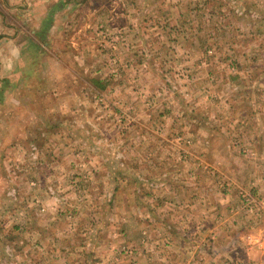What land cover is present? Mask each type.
Here are the masks:
<instances>
[{
  "label": "rangeland",
  "instance_id": "rangeland-1",
  "mask_svg": "<svg viewBox=\"0 0 264 264\" xmlns=\"http://www.w3.org/2000/svg\"><path fill=\"white\" fill-rule=\"evenodd\" d=\"M170 1L169 4H161L162 8L153 5L155 13H161L164 8L167 9V11L159 14L157 18L150 14L153 11L150 12V9H147L146 20L155 21L154 26H158V30L163 28L165 36L163 38L164 40L166 38V43H170L168 45L171 46L178 40V34L180 37H185L184 42H187V40L194 41L198 35H205L204 43L206 45L202 53L204 63L200 62V64L205 67L218 66L224 69H217V72L214 71V73L211 71L206 77L204 69H196L195 66L187 69L174 67L175 69H168V71L167 69H161L163 73H166L171 78L174 92L170 89L166 90L165 80L158 82L154 80L156 82L147 83L146 78V85H143L139 82L140 79L137 80V67L133 66L130 69L118 60L115 62L116 56L119 57L115 50L119 46L136 49L131 54H122L123 58L133 55L137 58V35H126L123 30L121 32H112L103 26V29L101 26H97V30H103L102 32L99 30V34L107 39L110 43V48L115 51H96V49L100 50V46L96 47L98 41L96 36H93L92 45L94 49L89 55H91L92 60L96 59L97 62L99 61L97 65L101 67L100 75H102L103 79L106 75H111L110 77L108 76L106 87L90 83L88 73L91 72V69L89 67L86 72L85 68H73L74 66L71 65L65 69L70 74L63 79L61 78L60 82L57 83L58 85L49 86L47 83L42 85L43 98H31L24 105H19L18 101L10 100L11 103L17 106L15 110L24 109L25 106H28L34 111L33 114H38V112L45 113V115H40L44 117V122L39 116H27L24 114L22 117L19 116V120L24 125H29L35 130L55 128L56 141L59 139L60 142L53 149L51 145L50 147L48 146L49 141L46 142L45 138L38 136L39 134L31 136L24 147L25 155L28 157V163L31 168L29 164L21 163L17 165L13 163V170L18 174L23 172L25 175L28 174L30 178L32 177L30 184L36 190L43 189L46 186L49 190L51 188L52 190L61 191V196L71 194L65 199L63 198L64 196L61 198L63 203L57 211L61 212L55 218L56 220L59 219L60 223L56 226L51 225L40 229V233L43 236H47L49 241H56L55 246H53L56 252L50 251L49 246L46 247L44 252H40L42 251H39L41 248L40 242L37 245L34 244L33 251L30 254L31 264H102L101 259L106 260L107 255H109L108 262L111 261V256L113 264H116V262H118L117 264L125 263L123 259L127 257V254L133 255V253L132 248L128 244H119L117 240L119 231L116 225L119 224V218L122 219V216L125 220H122L124 222H121V224L135 225L138 218L146 224L141 229H138L140 234L137 240L141 243L147 241L148 237H155L154 235L166 236L162 232V230L165 231V228L163 229L158 222V220L168 218L166 210L164 211L165 208H163L165 199L162 201L163 205L161 204L160 206V213H157L158 210H156L157 212H150L154 207L150 206L153 205L154 199H151L147 193H151L152 188H166V183L159 179V174L168 172L171 165L172 167L178 165L184 168L185 171L192 170L189 168L192 166V164L190 165L191 157H193V153L197 154L199 150L195 152V150L191 149L193 140L187 139V137H190L187 136L190 133L185 131L190 129V125L184 128L185 131H181L180 138L177 139L179 141L177 149L172 148L170 140L176 141L175 137L179 132L161 130L163 120L158 115L167 111L172 113L173 111L175 118L172 121L174 126H176L175 128L179 129V125L186 122V118L184 119L185 121H182L183 111L191 113V111L199 110L200 108L202 111L200 102L197 104L193 102L194 91H197L196 94H198L195 99L200 98L201 103H203V100H208V95L213 93L216 81L218 88L221 87L223 90L225 87L220 84V80L216 79H221L223 82V79L226 81L228 72L244 70V75L247 76L243 77L245 81L243 85H246L247 91H243L242 88L237 91V93L241 94V100L235 101L234 106L239 107L240 111L242 109L243 113L246 108L256 113L254 116L262 124L264 131V99L261 100L258 95L264 89L262 88L264 86V0ZM162 2L166 1L163 0ZM108 6L114 5L109 4ZM118 7H125L131 12V20L127 27H132L133 29L135 27L133 23L137 24L132 19V17L136 16L137 4H119ZM171 9L177 12V16H171ZM165 30L169 31L168 33L172 32V34L166 35ZM135 31H137L136 27ZM182 31H185V35ZM100 35L97 36L101 38ZM53 40L55 44L60 45V38L54 37ZM89 40L92 42V38ZM151 42H154L153 36H146L144 45ZM208 49H211V51L209 52ZM208 56L212 58L211 61L207 60ZM220 58H223V61L216 62L213 60ZM251 58L254 61L253 64L257 66L256 68H239L245 59ZM65 59L67 58H63V61H66ZM244 63L248 64V62ZM156 71L161 73L159 70ZM47 72L50 73L48 70ZM201 74L203 75L201 76ZM97 77L101 76L98 75ZM166 81L168 82L169 80ZM186 86L190 88L189 95L185 94L183 87ZM53 88H56L55 91H59V89L62 91V96L57 97V94L55 95V98L59 99H53L54 94H51ZM156 89L172 93L174 100L169 99L166 93H161L160 95L165 98L156 99L151 95ZM183 91L184 95H182ZM38 95L42 97V94ZM68 95H71V98ZM252 98L253 100H251ZM60 99L63 109L53 110L55 107L54 103H57V100ZM247 99H249L248 103ZM172 101L173 103H171ZM205 102L209 103L210 101ZM233 109L234 116L232 115L231 121L226 117L224 121L219 122L217 120L216 127H211L216 130L215 135L222 139L224 138V141L229 139V143L238 145L237 158L230 161V163L227 161V166H223V169L230 173H235L233 169H238L239 172L236 171L234 175L240 179L237 180L238 186L233 187L232 183L234 182L228 179L226 182L229 185L224 183L223 190L230 194L234 193L235 197L226 200L225 208H228L227 214L219 215L222 219H226L223 222L226 223L223 225L225 229L223 228L221 231L223 234L220 240L222 243L220 244L221 247L218 250V245L213 242L215 238L212 235L208 236V233H213L211 231L212 227L202 228L195 225V229L190 231L188 237L191 239L190 245L193 247L194 257L196 258L198 255L206 253L212 263L213 256L219 252L221 253V250L226 249L227 243L233 240L235 231L242 229V233H237L238 240L234 238L235 242L232 250L236 254H232L231 260L233 261H231V264H264L262 257V254H264V189L262 191L259 190L260 192L253 190L252 179L246 180L245 178L247 177L243 178L246 173L249 174L253 171V175L264 182V153L261 154L256 151L255 147L251 148V143L246 142L247 140L250 141L248 138L243 140L241 135L238 136L237 132L228 131L231 128L235 131V122L233 120L236 121L238 119L235 116L237 108L234 107ZM243 115L245 116V114ZM45 118H48V120L45 121ZM57 125H61L62 129L59 130ZM178 149L181 152L179 153V150L177 157L171 159L169 152L172 154ZM16 152L18 155L21 150ZM91 155L93 156L91 157ZM211 156L215 157L214 155ZM103 158L104 160H102ZM25 161H27V158H25ZM234 161H236L235 164H231ZM194 167L198 169L200 166L195 163ZM201 168L203 174L205 172L208 173L206 176L209 180L214 179L213 175L215 172L220 173L218 169L213 167L209 169ZM118 170L121 172L120 183H123L119 186L120 198L125 200L124 203L121 202L123 209L121 212L115 207L118 197L113 196V189L119 183L108 178L109 174L112 176V173ZM6 172L12 175L8 170H5ZM242 172L245 173L240 174ZM192 177L195 180L197 179L194 175ZM42 179H47L46 185ZM5 186L10 189L13 187V183L7 182ZM74 187L79 189L80 192L76 193L73 190ZM122 187L127 188L122 189ZM242 190L252 193L253 202L250 206L241 196L240 192ZM131 191H136V194L134 193L135 196ZM137 193L139 194L138 197ZM196 194L197 192H194L192 197L198 196ZM9 201L19 208H21V205H29L26 199L21 201L18 197L9 196ZM33 201L39 206L42 205V201L38 197L31 199V202ZM136 201L137 207H141L139 215H137V212L134 213L133 210H131L132 212L129 211L130 205L136 209L134 205ZM49 204L53 205V202ZM206 204L210 208L209 204H213V202L207 201ZM30 205L34 206L33 203ZM50 215H54V213H50ZM157 216H159L158 219H156ZM228 216L230 217L229 219H227ZM203 219L205 220L204 216ZM151 221L154 225H148ZM211 221L212 215L208 213L205 224L208 225ZM226 221L231 222L233 227L229 228ZM163 226L166 227L165 224ZM1 228L6 229L5 225L0 224V230H2ZM18 230L22 229L19 228ZM203 230H206L207 233H202ZM239 234L241 235L240 238ZM245 234H251L252 237L246 247L257 242L259 249L263 251L262 253L259 250L253 253L243 250L241 242L247 239ZM199 235L205 237L203 240L205 244L199 245V241H197ZM29 236L34 238L33 235ZM120 237L122 236L120 235ZM122 239L126 240V238ZM116 240L118 241L117 246L111 247L110 244L115 243ZM160 240L158 247L160 249L157 251L162 250L165 246L164 241L166 239L161 236ZM148 246L144 245L141 249H148ZM5 247L4 256L14 260L15 264H19L22 254L11 258L12 255L10 254L14 251L8 245H5ZM16 252L19 253V250ZM249 254H252V256L250 257ZM127 259L129 262L133 258L128 256ZM155 262L152 264H165L161 260H155ZM0 263L9 264L10 261L1 257ZM198 263L195 259V264Z\"/></svg>",
  "mask_w": 264,
  "mask_h": 264
},
{
  "label": "crops",
  "instance_id": "crops-1",
  "mask_svg": "<svg viewBox=\"0 0 264 264\" xmlns=\"http://www.w3.org/2000/svg\"><path fill=\"white\" fill-rule=\"evenodd\" d=\"M162 1L163 0H0V217L2 219L0 224L6 227V229L1 228L2 230H0V258L3 257L7 261H10L9 264H15V261L4 256L5 245L10 246L14 251L10 254L12 255L11 258L22 254L19 264H31L32 260L30 254L33 251L34 244L37 245L39 242L41 244L39 251L42 250L40 252H44L47 246L50 247V251L56 252V249H53L56 241H49L47 236H43L40 233V229L51 225L56 226L60 223V220H56L55 218L57 214L61 212H57L59 206L61 208V204L63 203V199L61 198L64 196L63 198L65 199L67 196L71 195L61 196V191H56V189L52 190L51 188L49 190L46 186L43 189L36 190L31 187L30 184V179H32V177L30 178L28 174L25 175L23 172H19L18 174L13 170V163L17 165L21 163L29 164L24 147L31 136L39 134L38 136L45 138L46 142L49 141L48 146L50 147L51 145L53 149H55L60 142L59 139L56 141L55 128L35 130L29 125H24L23 122L19 120V116L22 117L24 114L27 116H39L44 122V117L40 115H45V113L38 112V114H33L34 111L28 106H25L24 109L19 108L15 110L17 106L11 103L10 100L18 101L19 105H24L31 100V98H43L44 92L42 90V85L46 83L49 86L58 85L57 83L60 82L61 78L63 79L70 74L65 69L69 68L71 65L74 66L73 68H85L86 72L89 67L91 69V72L88 73L90 76V83L93 85H100V87H106L108 76L110 77L111 75L107 73L108 75L103 79L102 75H100L101 67L97 65L99 61L97 62L96 59L92 60L91 55H89L94 49L92 45L93 36H96L98 41L96 47L100 46V50L96 49V51H112L110 43L99 34L100 29L97 30V26H101L102 29L104 27L112 32H121V30H123L126 35H137V58L134 55L123 58L121 56L122 54H131V52L136 49L119 46L115 50L119 54V57L116 56L115 62L118 60L130 69L133 66L137 67V80L142 79L141 81L139 80V82L143 85L146 82V78L147 83L165 80L167 85L166 90L170 89L174 92L171 83L172 80H170L171 78H169L166 73H163L161 69H167L168 71V69H187L195 66L196 69L203 68L206 77L210 74L209 72L212 71L214 73V71L217 72V69L223 68L218 66L205 67L200 64V62L204 63L202 53L206 45V43H204L206 38L205 35H198L194 41L187 40V42H184L185 37H180L178 34V40L175 44L171 46L168 45L170 43H166V38L165 40L163 38L165 37L163 28L162 30H158V26H154L155 21H151V19L146 20L148 14L147 9H150V12H152L153 5L162 8L161 4H169L171 2L170 0H165L166 2ZM126 3L137 4L136 16L132 17L134 22H137V24L133 23L137 31H135V27L133 29L132 27H127L131 20V12L125 9V7H118L119 4L124 5ZM109 4L114 6L109 7ZM163 11L165 12L167 9L164 8L161 13H163ZM170 12L171 16H177V12L173 11V9H171ZM161 13H155L153 11V13L150 14L157 18ZM146 24L148 25L146 26ZM102 31L103 30H100V32ZM165 31L168 36L172 34V32L168 33L169 31ZM182 33L185 35V31H182ZM97 35H100L101 38ZM146 36H153L154 42L144 45ZM54 37L61 39L60 45L55 44L53 40ZM90 38H92V42H90ZM89 46H91V48H89ZM209 57L210 56H208L207 60L211 61L212 58ZM63 58H67L65 59L66 61H63ZM213 60L218 62L223 61V58ZM240 62L242 61L240 60ZM244 62H248V64ZM253 63L254 61H252V58L245 59L239 68L254 69L257 66ZM47 70L50 73H48ZM156 70H159L161 73H158ZM98 75L101 77H97ZM202 75L203 74H201V76ZM245 76L247 75H244V70H239L238 72H228L226 81L223 79L222 82L221 79H216L220 80V84L225 87L223 90L221 87L218 88V83L216 81V87L213 93L208 95L209 99L203 100V103H205L204 105H202L203 103H201L200 98L195 99L198 94H196L197 91H194L195 95L193 96V102L195 104L200 102L202 111L200 107L199 110H193L191 113L183 111L182 121H185L184 119L186 118V122L181 123L182 125H179V129L175 128L176 126H174L172 121L175 118L173 111L172 113H170L171 111H167L158 115L163 120L161 123V130L164 129L166 132H179V134H176V141L170 140L172 148L177 149L179 146V141H177V139L180 138L179 135L181 131H185L184 128L190 125V129L185 131L186 133H190L187 135L190 136L187 137V139L193 140V147H191V149L195 150V152L196 150L199 151L197 154L193 153V157H191L190 165L192 164V166L189 168L192 170L185 171L184 168L178 165L173 167L171 165L168 172L159 174V179L165 181L166 188H152L150 191L151 193H147L151 199H154L153 205H150L154 207L150 212H157L156 210H158L157 213H160V206L165 199V204L162 205L163 208H165L164 211L166 210L165 212L168 218L165 220H158V222L163 229L165 228V231L162 230V232L165 233L166 236L160 234L154 235L155 237H148L149 239L147 241L141 243L137 240L140 234L138 229H141L146 224L139 218L137 219V223L135 222V225L131 226L128 223L121 224V222H124L122 220H125V218L123 216L122 219L119 218L118 222L120 225H116L119 231L117 240L119 244H128L132 248L133 255L136 254L135 256L127 254V257L123 259L125 262L123 264H152L155 260L164 261L165 264H195V259L199 262L198 264H231V261H233L231 260L232 254H236L232 250V246L235 242L234 238L237 239V233H242V229H237V231H235L233 240L227 243L226 249L221 250V253L219 252L213 256L212 263L210 262V257H208L206 253H204V255H198L196 258L194 257L193 247L190 245L191 239L188 237V234H190L192 229H195V225L197 227L201 226L202 228L212 227L213 229L211 231L213 233H208V236L210 237V235H212L215 238L213 242L215 245H218L219 250L221 247L220 244H222L220 240L223 235L221 231L224 228L223 225L226 224L223 223L226 219H222L219 215L227 214L228 208H225L226 200L235 197L234 193L230 194L223 190L225 186L224 183L229 185L226 181L227 179L231 180L234 182L232 183L234 187L238 186L237 180L240 179L238 176L234 175L238 169H233L235 173H230L223 169V166H227V161L230 163V161L237 158L236 153L238 145L236 146L233 143H229V139L224 141V138L222 139L214 134L216 130L211 127L217 126V120H219V122L224 121L226 117L228 120L232 119V115L234 116L233 108H237L235 116H237L238 119L236 121L233 120L235 122V131H233L232 128L228 131L237 132L238 136L241 135L243 140H247L246 138H248L250 141L247 140L246 142L251 143V148L255 147L257 149L256 151H259L261 154L264 153V131L262 124H260L258 119L254 116L256 113L251 110L249 111L247 108L243 113L242 109L240 111L239 107L234 106L235 101L241 100V94L237 93V91H240L241 88L243 91H247L246 85H243L245 82L243 77ZM251 77L255 80L252 75ZM215 78L217 77L215 76ZM166 80L169 81L167 82ZM183 88L185 94L189 95L190 88L188 86ZM262 88H264V86ZM55 89L56 88H53L51 94H54L53 99H59L55 98V95L57 94V97H60V95L62 96V91L60 89L59 91H55ZM235 89L237 90L235 91ZM184 91L182 95H184ZM153 92L154 93H151V95L156 99L165 98L160 95L161 93H166L169 99L174 100L170 92H162L161 89H156ZM38 94H42V97ZM263 94L264 89L258 94L261 100L264 99ZM68 96L71 98V95ZM251 100H253V98ZM57 101V103H54L55 107L53 110H62L63 106L62 102H60L61 99ZM205 101L210 102L206 103ZM248 102L249 99H247V103ZM171 103H173V101ZM243 114H245V116ZM211 118L213 119L209 121ZM47 120L48 118H45V121ZM57 126L59 130L62 129L61 125ZM150 129L153 130L152 128ZM32 132L34 133L31 134ZM17 150H21V153H18V155L16 152ZM179 150L180 149L175 150L172 154L169 152L171 159L177 157ZM180 152L181 150L179 153ZM92 156L93 155H91V157ZM189 156H191V154H189ZM25 158H27V161H25ZM102 160H104V158ZM235 162L236 161L231 164H235ZM195 163L200 166L198 169L194 167ZM201 167L208 169L213 167L218 169L220 173L214 171V179L209 180L206 176L208 173L205 172V174H203ZM5 170H8L12 175L7 172L5 173ZM252 172L249 174L246 173L243 178L247 177L245 178L246 180L252 179V184L254 186L252 187L253 190L262 191V189H264V182L253 175ZM244 173L245 172H242L240 174ZM112 174V176L111 174H109V176L108 174L106 175L109 179H113L119 183V185L117 184V187L115 186L113 189V196L118 197V202L115 207L121 212L123 211L121 202H125L124 199L121 200V193L119 192V186L123 184L120 183L121 172L118 170ZM9 175L10 177H8ZM192 175L197 177V179L195 180ZM42 181L45 185L47 184V179H42ZM7 182H12L13 187L10 189L6 187L5 184H7ZM126 188L122 187V189ZM195 189L196 191H194ZM73 190H75L76 193L80 192L76 187H74ZM131 192H133V195L134 193L136 194V191ZM194 192H197L196 195L198 196L192 197ZM9 196L18 197L21 201L26 199L29 205H21V208L14 206L13 202L9 201ZM138 196L139 194L137 193V197ZM35 197L40 198V201H42L41 206L34 203V201L31 202V199ZM207 201L213 202V204H209L210 208L206 204ZM52 202L53 205H50L49 203ZM32 203L34 206L30 205ZM134 205L136 209L130 205L129 211L133 210L134 213L137 212V215H139L141 213V207H137V201ZM64 210L66 209L64 208ZM50 213H54V215H50ZM208 213H211L212 221L206 225L205 222ZM158 218L159 216L156 217V219ZM229 218L228 216L227 219ZM166 220L167 222H165ZM226 222L229 228L233 227L231 222ZM163 224H165L166 227H164ZM148 225L154 224L151 221ZM19 228L22 230H18ZM202 233L206 234L207 231L203 230ZM29 235H33L34 238H30ZM120 235L122 237H120ZM161 236L166 239V241H164L165 246L162 250L157 251L160 249L158 247ZM238 236L239 238L241 237L240 234ZM245 236H247V239L241 242V244H243V250L246 252L251 251V253L257 250L261 251L257 242L246 247V244L249 245L252 237L251 234H245ZM122 238H126V240ZM204 238L203 235L197 237L199 245L205 244V242H203ZM117 240L115 243L113 242L115 245L111 243L110 246H117ZM144 245H149V250L147 248L144 250L141 249ZM17 250H19V253L16 252ZM262 252L263 251H261V253ZM128 256L133 258L129 262L127 261ZM249 256L251 257L252 254H249ZM262 257L264 259V254H262ZM110 260L111 261L108 262L109 255H107L106 260L101 259V262L102 264H113V258H111V256ZM105 261L107 262L104 263ZM117 263L118 262H116V264Z\"/></svg>",
  "mask_w": 264,
  "mask_h": 264
},
{
  "label": "built area",
  "instance_id": "built-area-1",
  "mask_svg": "<svg viewBox=\"0 0 264 264\" xmlns=\"http://www.w3.org/2000/svg\"><path fill=\"white\" fill-rule=\"evenodd\" d=\"M208 51L210 52L211 51V49H208ZM240 194H241V196L243 197V199H244V201L246 202V203H248L249 204V206L251 205V203L253 202L252 200V193H250V192H247V191H245V190H242L241 192H240Z\"/></svg>",
  "mask_w": 264,
  "mask_h": 264
}]
</instances>
